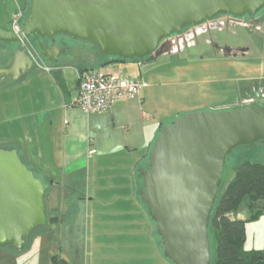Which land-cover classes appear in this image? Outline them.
Instances as JSON below:
<instances>
[{
  "label": "rangeland",
  "instance_id": "1",
  "mask_svg": "<svg viewBox=\"0 0 264 264\" xmlns=\"http://www.w3.org/2000/svg\"><path fill=\"white\" fill-rule=\"evenodd\" d=\"M8 17L5 0H0V23ZM222 35L223 43L231 47H250L251 55L227 58L219 51L214 53L211 48L197 46L184 53L161 56L149 66L141 65L144 72L139 70L140 65L136 61L117 62L116 67L107 65L105 69L93 62L92 65L96 70L113 67L135 79H139L143 74V79L148 85L146 90H151L153 97L150 105L152 108L154 106L157 114L160 113L161 118L152 114L146 103L144 106L149 110L148 115L155 122L163 121L167 125L174 118L191 112L234 107L238 101L252 97L264 86V38L254 31L239 27ZM59 42L71 46L72 54L78 57L77 63L72 62L68 67H61L59 71L53 66L51 72L39 67L23 81L0 90V148L18 150L21 159L32 170L33 166L23 158L29 153V149L41 170L56 178L63 176L64 170L60 160L58 161V151L64 142L63 132L67 128L62 90L66 92L69 89L72 73L75 74L77 69L89 65L86 62L88 57L95 56L101 61L109 57L101 55L99 49L89 42L66 36L59 37ZM8 52L6 48L0 53L7 55ZM56 81H61L60 87ZM27 137H34L36 142H28ZM143 152L149 154V150ZM143 152L136 154L137 156L128 155L129 161L126 159L122 161L131 163L142 156ZM245 161L264 163V143L237 148L228 156L219 197L235 178L237 167ZM129 166L127 164L124 169ZM141 167L145 170L148 168V158L143 160L138 169ZM60 168L61 170H58ZM75 168L78 169L75 175H67L68 186H63V181H60L61 187L54 190L45 174L43 179L39 178L43 177L42 175L34 172L47 186L46 214L48 217L58 216V220L52 225L37 228L22 251L0 247V255L8 254L9 258H0V264H49L54 255L66 257L68 264H161L164 260L172 264L162 256V245L155 230L156 225L154 224L153 231L151 215L148 209L146 212L143 209V205L145 208L147 206L141 199L138 200L132 188L120 190L118 195L121 196L113 195L109 185L110 179L107 178L105 187H108V192L103 191L97 201L89 202L94 196L88 191L87 174L83 166L76 165ZM106 168L109 169V165ZM108 169H104V172ZM130 170L134 171L132 163ZM124 175L122 179L130 176ZM140 177L138 171L139 193L143 185ZM104 180L105 178L102 181ZM111 183L115 184L118 181L113 178ZM89 207H97L99 215L89 213L92 211ZM130 207L132 211L128 210ZM63 210L70 213L64 215ZM124 210H128L129 213H126L128 217L122 218V215H125ZM251 215L252 212L245 200L238 211V216L248 219ZM123 226H132L129 230L130 237L126 234L128 230ZM131 231L136 232V235L148 237L154 233L155 250H148V258L141 257L138 254L139 249H136L137 252L134 251L135 238ZM210 244L214 262L216 254L214 236H210ZM246 246L264 249V215L249 222Z\"/></svg>",
  "mask_w": 264,
  "mask_h": 264
},
{
  "label": "water",
  "instance_id": "2",
  "mask_svg": "<svg viewBox=\"0 0 264 264\" xmlns=\"http://www.w3.org/2000/svg\"><path fill=\"white\" fill-rule=\"evenodd\" d=\"M264 0H32L19 32L0 29V41L67 35L101 55L154 62L163 40L219 14L254 17ZM58 61L63 52L56 47ZM46 54V53H45ZM47 55V54H46ZM33 68L29 64L27 71ZM6 75V74H5ZM264 143V106L191 112L163 126L149 154L140 199L173 264H211L210 220L228 156ZM47 186L16 149L0 148V247L22 251L48 224Z\"/></svg>",
  "mask_w": 264,
  "mask_h": 264
},
{
  "label": "crops",
  "instance_id": "3",
  "mask_svg": "<svg viewBox=\"0 0 264 264\" xmlns=\"http://www.w3.org/2000/svg\"><path fill=\"white\" fill-rule=\"evenodd\" d=\"M5 5H7V0H5ZM11 5L13 9L16 7L14 0L11 1ZM105 61H106L105 59L101 61V59L94 56L91 58V61L88 60L87 63L89 65L85 68L95 69L94 65H92V62L94 64L97 65L99 64L100 66H102L101 64ZM116 63L117 62H114L109 65L116 67L115 66ZM120 63H126V62H120ZM138 65H140L139 66L140 71L143 70V68H141L142 66L144 65L149 66V64H143L141 62H139ZM113 67L112 68L109 67L106 70L117 71ZM54 68L58 69L59 71L61 66L55 65ZM85 68L77 69L75 71V74L72 73V76L69 81V89L66 92L62 90L63 103H64L63 109L65 110V114L67 116L66 119L67 128L65 129V132H63L64 142L62 143V146H60V151H58L59 154L58 161L60 160L61 167L64 170L63 176L58 178L52 176L50 177V173L41 170V167H39V163L33 160L31 156L32 153L30 152L29 149H28L29 153L26 154V157L23 158L27 163L33 166L34 168L32 169L33 172H37L42 176L45 174V176L48 177V179L46 178L48 182L49 181L54 182L52 188L53 190L54 188L57 189L61 187L62 184L60 181H63V186L65 187L68 186L66 184V182H68L67 175L69 176L75 175V172L78 170L75 168V166L78 165L84 167V171L87 174V182H88L87 186H88L89 194L91 196H94V199H90L89 202L94 200L97 201V199H99L103 191L106 190L108 192V187H105L107 178L110 179L109 185L112 188L111 193H113V195L121 196L118 195V192L122 189L125 188L127 189L130 187L133 189V193L137 195L138 200L140 201V197H139L140 193L138 190V182H137L138 166H140V164L143 163V160H145V158H147L148 156V154L144 153L143 150H146V152L147 150H149V152H151L154 144V140L157 138L156 136H158V134L161 131V126L164 124L163 121L158 123L155 122L151 116L149 117L148 115L149 110H147L146 107L144 106V104L148 103V109H150V112H152V114H155L158 118H161L160 113L157 114L156 113L157 110H154V106L152 108L150 105V103L153 100L151 99L153 98L151 94V90L147 91L146 90L148 89L147 87L141 92L139 97L135 99H130L115 103L111 106L109 110L102 113L88 114L75 104L79 94V72H81V70ZM142 72H144V70ZM143 78L144 76L142 74L139 79H143ZM56 82L59 84L60 87L61 81H56ZM146 125H150V126H146ZM27 138H28L27 139L28 142L31 143L36 142L34 137H27ZM92 150H94V153H90ZM141 151L143 152L142 156L131 162L134 166V171L130 170L131 163L125 161L123 162L122 160L126 159L129 161L128 155L135 156ZM127 164H129L130 166L127 169H124L127 166ZM107 165H109V169L106 168ZM104 169H108L107 172L106 171L104 172ZM58 170H61V168ZM124 174L130 175L129 177H127L126 175L127 178H124L125 181L124 179H122V177L125 176ZM39 178L45 179L44 176ZM104 178L105 180L102 181ZM113 178H115V180L118 181V183L112 184L111 180H113ZM69 187L70 189H72L71 186ZM72 190L74 191V189ZM91 191H93V193H91ZM76 194L77 192L75 191L74 195ZM89 209L92 210L89 211V213H91L92 215L98 216L100 213L97 207H89ZM143 209L145 210V212L147 211V208H145L144 205H143ZM128 210L132 211V207H130V209ZM128 210H124L123 213L125 215H122V218H125L127 216L126 213H129ZM144 210H141V212ZM63 211H64L63 213L64 215L66 213H70L67 212L66 210ZM237 218L244 219L243 217H239V216ZM130 227L132 228V226L124 227L125 229L128 230V233L126 234L129 237L131 235V233L129 232ZM152 228L154 231L153 222H152ZM131 232H132V236L135 238V240H133V244H134L133 246H135L134 251L136 249H139L138 254H140L141 257L148 258L147 255L148 250L149 251L155 250L156 240L154 233L151 234V237H148V236H140L139 234L136 235V232L134 231ZM7 255L8 254H2L0 255V258L5 257L6 259L8 258ZM135 255L136 253L134 254V256ZM63 259L68 264L66 257H64ZM165 263L167 262H165L164 260L161 264H165Z\"/></svg>",
  "mask_w": 264,
  "mask_h": 264
},
{
  "label": "flooded vegetation",
  "instance_id": "4",
  "mask_svg": "<svg viewBox=\"0 0 264 264\" xmlns=\"http://www.w3.org/2000/svg\"><path fill=\"white\" fill-rule=\"evenodd\" d=\"M11 1L12 0H7V13L9 17L0 23V29L9 32H13L11 22L17 12L20 14L22 28L25 19L30 13L32 4V0H14L16 7L13 9ZM7 21L8 25H6ZM237 27L254 31L264 38V8L254 17L249 15L234 17L233 15L219 14L201 24L188 25L182 29L180 34H173L169 38L163 40L162 51L158 58L164 55L168 57L184 53L197 46L211 48L214 53L219 51L227 58L248 57L251 55L250 47H231L222 41V33L231 31ZM61 36L69 37L67 35H60L50 38L36 34L32 35L25 42L9 43L0 41V50L2 48L3 50L6 48L9 50L7 55L0 53V90L9 88L23 81L39 67L42 69L45 66L52 68L55 65L68 67L72 62L77 63L78 61L76 59H78V57L72 54L71 46L59 42V37ZM56 47L60 48V51H63L58 56V61H48V56H55L53 50ZM91 58L92 57H88L86 62H88V60L91 61ZM31 63L33 68L27 71ZM141 63L150 64L151 62L147 63L146 60H143ZM51 71L52 69L49 72ZM250 105L258 107L264 106V86L257 94L244 101H238L236 106L226 109L230 110Z\"/></svg>",
  "mask_w": 264,
  "mask_h": 264
},
{
  "label": "trees",
  "instance_id": "5",
  "mask_svg": "<svg viewBox=\"0 0 264 264\" xmlns=\"http://www.w3.org/2000/svg\"><path fill=\"white\" fill-rule=\"evenodd\" d=\"M105 60V62H101V67L114 62H127L115 57H108ZM87 70L93 69L85 68L81 72ZM163 126L165 124L161 126V129ZM140 171L139 176H141ZM140 178L143 183L142 176ZM53 183L50 181L49 184L53 186ZM245 200L252 215L248 219H239L237 218L238 211ZM263 215L264 163L245 161L237 167L236 176L229 183L225 192L220 197L218 195L215 209L211 215L210 236H214L216 243L215 260L214 262L212 260L211 264H264V249L247 248L246 246L249 222L257 220ZM57 220L58 216L48 217L47 225H52ZM155 230L157 232L156 228ZM50 264H67V262L61 255H54Z\"/></svg>",
  "mask_w": 264,
  "mask_h": 264
},
{
  "label": "built area",
  "instance_id": "6",
  "mask_svg": "<svg viewBox=\"0 0 264 264\" xmlns=\"http://www.w3.org/2000/svg\"><path fill=\"white\" fill-rule=\"evenodd\" d=\"M13 32L21 30L20 14L11 22ZM44 70L51 68L45 66ZM147 82L125 75L123 71L93 69L79 72V94L76 105L88 114L102 113L115 103L135 99L147 88ZM90 153H94L92 150Z\"/></svg>",
  "mask_w": 264,
  "mask_h": 264
}]
</instances>
